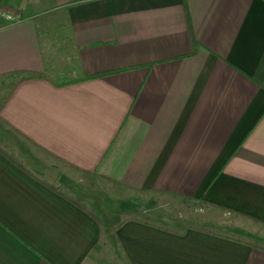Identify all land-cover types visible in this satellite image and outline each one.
<instances>
[{"label": "crops", "instance_id": "0c3cea01", "mask_svg": "<svg viewBox=\"0 0 264 264\" xmlns=\"http://www.w3.org/2000/svg\"><path fill=\"white\" fill-rule=\"evenodd\" d=\"M0 5V264H264V0Z\"/></svg>", "mask_w": 264, "mask_h": 264}, {"label": "built area", "instance_id": "2783aa9c", "mask_svg": "<svg viewBox=\"0 0 264 264\" xmlns=\"http://www.w3.org/2000/svg\"><path fill=\"white\" fill-rule=\"evenodd\" d=\"M0 17L5 18L8 21H13L15 19V15L12 12H3L0 10Z\"/></svg>", "mask_w": 264, "mask_h": 264}, {"label": "rangeland", "instance_id": "374dc122", "mask_svg": "<svg viewBox=\"0 0 264 264\" xmlns=\"http://www.w3.org/2000/svg\"><path fill=\"white\" fill-rule=\"evenodd\" d=\"M0 10L3 12H11L8 7H5L3 5H0Z\"/></svg>", "mask_w": 264, "mask_h": 264}, {"label": "trees", "instance_id": "16d2710c", "mask_svg": "<svg viewBox=\"0 0 264 264\" xmlns=\"http://www.w3.org/2000/svg\"><path fill=\"white\" fill-rule=\"evenodd\" d=\"M34 77H37V75L33 74V75H30V76H25L23 77L22 79H29V78H34ZM73 200V199H72ZM74 201V200H73ZM75 203H77L76 201H74ZM78 204V203H77Z\"/></svg>", "mask_w": 264, "mask_h": 264}]
</instances>
